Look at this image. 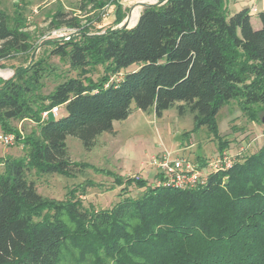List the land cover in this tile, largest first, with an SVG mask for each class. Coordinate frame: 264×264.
<instances>
[{
  "label": "trees",
  "instance_id": "trees-1",
  "mask_svg": "<svg viewBox=\"0 0 264 264\" xmlns=\"http://www.w3.org/2000/svg\"><path fill=\"white\" fill-rule=\"evenodd\" d=\"M227 2L161 0L144 6L133 27L101 34L55 14V28L77 31L44 44L78 77L46 95L42 80L55 70L44 60L0 78V128L14 133L24 151L16 159L0 158V264H264V141L256 153L210 172L193 189L116 180L123 187L106 210L85 208L78 189L63 201L43 198L30 180L32 174L71 177L88 167L69 160L67 137L91 150L114 122L127 119L132 105L161 117L179 104L180 115L195 114V130L205 127L216 138L215 117L229 101L264 111V11L255 30L249 9L230 13ZM108 4L118 9L116 0H80L79 10ZM19 17L0 11V61L33 52ZM132 65L135 71L110 82ZM97 67L101 77H86ZM57 106L65 107V117L42 120ZM13 121H30L38 130L20 136ZM219 142L222 150L226 143ZM131 186L140 194L128 196Z\"/></svg>",
  "mask_w": 264,
  "mask_h": 264
},
{
  "label": "rangeland",
  "instance_id": "rangeland-1",
  "mask_svg": "<svg viewBox=\"0 0 264 264\" xmlns=\"http://www.w3.org/2000/svg\"><path fill=\"white\" fill-rule=\"evenodd\" d=\"M159 1L161 0H116L118 9L115 5L108 4L102 9L93 10L87 7L81 12L80 0H0L1 12L11 19L21 16L25 25L24 31L29 34L33 46L30 55H17L0 61V78L7 80L12 77L16 68L25 67L36 60H44L55 70L52 75L42 80V94L46 95L64 79L78 77L77 72L71 71L65 61L52 56L51 48L44 44L57 38L59 34L72 36L77 31L65 25L55 28L52 22L57 12L65 15L63 21L78 19L80 26L86 27L90 34H101L109 28L132 26L144 6ZM118 18L120 22L116 24ZM136 69V65L129 66L120 74L111 77L110 82L121 80L123 74ZM102 73L103 68L97 67L90 69L86 77L96 81ZM57 75H60L59 79ZM178 105L164 111L161 117H156L152 108L144 112L132 105L127 119L114 122L112 132L98 136L91 150H85L78 139L67 137L69 160L88 167L78 168L71 177L32 174L30 180L35 183L38 195L63 201L68 192L78 189L76 197L85 208L106 210L119 199L123 186L116 180L124 182L127 178L135 177L151 186L155 185L157 171L151 164L152 157L167 153L171 159H186L202 173L209 174L218 161L220 164L217 165L221 167L224 165L223 160L230 166L241 162L256 153L264 141V111L259 105L244 109L238 100L226 103L215 117L219 139L205 127L195 130V114L186 111L180 115ZM65 116L66 109L61 106L58 115H51L49 121H57ZM11 127L20 136L36 133L38 130L30 121H13ZM12 135L15 136L14 133ZM219 141L226 143L222 150H219ZM23 153L22 146L15 142L8 146L0 143V158L16 159ZM202 162L204 167H201ZM140 192L131 186L127 195L135 197Z\"/></svg>",
  "mask_w": 264,
  "mask_h": 264
},
{
  "label": "built area",
  "instance_id": "built-area-1",
  "mask_svg": "<svg viewBox=\"0 0 264 264\" xmlns=\"http://www.w3.org/2000/svg\"><path fill=\"white\" fill-rule=\"evenodd\" d=\"M255 12V10H254ZM57 38L68 40V35L59 34ZM60 107H53L51 110L44 112L41 115L42 120H48L51 115L57 116ZM15 142V137L12 134L0 135V143L8 146ZM224 161L223 167L218 166L220 161L213 166L211 172H217L223 169L230 168V164ZM151 164L157 171V180L155 186L170 187L175 189H193L205 181L206 175L198 170L196 166L186 159H171L169 154L164 153L159 157H152ZM205 174V175H204Z\"/></svg>",
  "mask_w": 264,
  "mask_h": 264
},
{
  "label": "crops",
  "instance_id": "crops-1",
  "mask_svg": "<svg viewBox=\"0 0 264 264\" xmlns=\"http://www.w3.org/2000/svg\"><path fill=\"white\" fill-rule=\"evenodd\" d=\"M227 7L230 13L238 10L240 11L242 9H249L251 16V25L253 29L257 30L260 28V22L257 15L260 12L264 11V0H228ZM232 8H234V10ZM137 21L128 28L133 27L137 23Z\"/></svg>",
  "mask_w": 264,
  "mask_h": 264
},
{
  "label": "water",
  "instance_id": "water-1",
  "mask_svg": "<svg viewBox=\"0 0 264 264\" xmlns=\"http://www.w3.org/2000/svg\"><path fill=\"white\" fill-rule=\"evenodd\" d=\"M262 122H263V124H264V120H263Z\"/></svg>",
  "mask_w": 264,
  "mask_h": 264
}]
</instances>
